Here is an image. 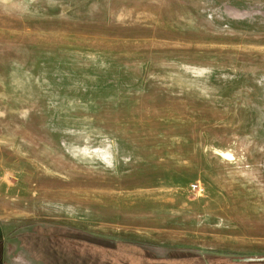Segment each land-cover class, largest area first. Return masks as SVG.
<instances>
[{"label": "rangeland", "instance_id": "374dc122", "mask_svg": "<svg viewBox=\"0 0 264 264\" xmlns=\"http://www.w3.org/2000/svg\"><path fill=\"white\" fill-rule=\"evenodd\" d=\"M0 262L264 264V0H0Z\"/></svg>", "mask_w": 264, "mask_h": 264}, {"label": "built area", "instance_id": "2783aa9c", "mask_svg": "<svg viewBox=\"0 0 264 264\" xmlns=\"http://www.w3.org/2000/svg\"><path fill=\"white\" fill-rule=\"evenodd\" d=\"M192 189L195 190L199 194L204 191V187L200 183L192 184Z\"/></svg>", "mask_w": 264, "mask_h": 264}, {"label": "flooded vegetation", "instance_id": "af4514ba", "mask_svg": "<svg viewBox=\"0 0 264 264\" xmlns=\"http://www.w3.org/2000/svg\"><path fill=\"white\" fill-rule=\"evenodd\" d=\"M0 264H2V263L0 262Z\"/></svg>", "mask_w": 264, "mask_h": 264}]
</instances>
